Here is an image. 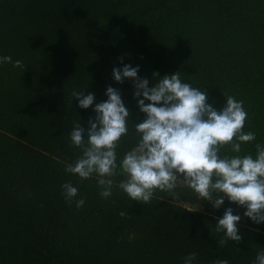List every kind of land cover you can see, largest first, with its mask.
I'll return each instance as SVG.
<instances>
[{
  "label": "trees",
  "instance_id": "16d2710c",
  "mask_svg": "<svg viewBox=\"0 0 264 264\" xmlns=\"http://www.w3.org/2000/svg\"><path fill=\"white\" fill-rule=\"evenodd\" d=\"M0 56L26 69L0 64V264H184L190 253L193 264H255L264 223L227 199L215 210L178 181L174 194L156 190L140 204L119 189V167L104 199L95 174L81 180L65 168L82 155L70 140L74 122L87 131L108 86L131 111L117 164L137 145L135 123L145 117L134 82L112 75L125 65L138 66L150 88L154 73L180 71L218 111L227 96L243 101V131L256 139L220 155L255 158L264 145V0H0ZM73 90L94 93L92 107L79 108ZM69 181L85 200L79 209L65 201ZM229 207L244 239L218 247L214 227Z\"/></svg>",
  "mask_w": 264,
  "mask_h": 264
},
{
  "label": "clouds",
  "instance_id": "9594fccd",
  "mask_svg": "<svg viewBox=\"0 0 264 264\" xmlns=\"http://www.w3.org/2000/svg\"><path fill=\"white\" fill-rule=\"evenodd\" d=\"M7 63L26 70L21 60L0 56V64ZM139 70L138 66L125 65L122 69L113 68L112 72L118 84L125 80L134 82L133 98L145 117L135 123L137 145L124 154L118 165L117 147L128 134L131 111L120 91L108 86L107 100L93 108L96 116L88 120L87 131L80 121L74 122L70 140L82 155L74 164L67 165L65 172L81 180L95 174L100 196L108 199L119 167L125 174L119 189L140 204L150 203L156 190L174 194L178 181H182L213 209L219 210L227 199L246 209L243 215L252 223H264V145L256 144L255 158L251 154L220 155V149L226 145L239 154L241 144L256 139L255 132L243 131L248 119L243 101L227 96L225 106L218 111L208 103V92L183 82L180 71L163 77L154 73V86L150 88L149 80L138 76ZM71 94L81 109L92 107L96 99L90 92L73 90ZM61 187L69 206L73 202L77 209L84 206L83 198L75 199L78 188L70 181ZM119 215L125 218L127 213L121 211ZM240 222L241 216L233 214L231 207L216 220L214 231L222 234L216 241L218 247L226 246L229 241L236 244L243 241ZM196 255H187L184 264H193ZM214 264H229V261L217 259ZM255 264H264V250L258 252Z\"/></svg>",
  "mask_w": 264,
  "mask_h": 264
},
{
  "label": "rangeland",
  "instance_id": "374dc122",
  "mask_svg": "<svg viewBox=\"0 0 264 264\" xmlns=\"http://www.w3.org/2000/svg\"><path fill=\"white\" fill-rule=\"evenodd\" d=\"M186 206L188 207V208H190V209H198V210H201V209H203V207L202 206H198V205H190V204H186Z\"/></svg>",
  "mask_w": 264,
  "mask_h": 264
}]
</instances>
